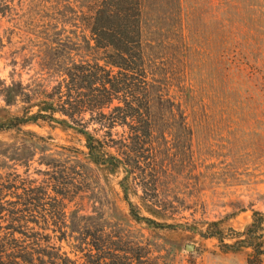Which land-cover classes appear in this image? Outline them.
<instances>
[{"label":"rangeland","instance_id":"374dc122","mask_svg":"<svg viewBox=\"0 0 264 264\" xmlns=\"http://www.w3.org/2000/svg\"><path fill=\"white\" fill-rule=\"evenodd\" d=\"M94 2L0 0V108L4 87L20 83L34 98L52 92L71 62L104 56L83 26ZM140 37L147 77L171 102L156 104L151 171L143 177L144 199L155 202L161 216L155 220L166 225L133 220L119 185L123 174L88 167L75 151H85L83 138L47 124L24 129L43 140L0 134V152L23 158L0 155V175L10 174L18 186L23 181L32 196L47 188L42 209L22 225L38 232L42 249L56 248L76 264L84 262L79 250L91 246L114 255L100 264H247L250 249L223 252L199 232L215 223L230 243L253 212L264 215V59L250 52V0H142ZM83 118L89 122L90 115ZM100 128L89 124L99 136ZM111 132L118 140L129 131ZM141 182L130 178L129 200L153 218L142 208ZM9 224L1 215L2 236Z\"/></svg>","mask_w":264,"mask_h":264},{"label":"trees","instance_id":"16d2710c","mask_svg":"<svg viewBox=\"0 0 264 264\" xmlns=\"http://www.w3.org/2000/svg\"><path fill=\"white\" fill-rule=\"evenodd\" d=\"M141 15L142 0H95L83 26L90 34L92 49L102 51L104 56L99 60L71 62L63 69L62 79L52 92L44 90L34 98L24 93L20 83L4 87L5 107L0 108V134L14 132L43 140L34 132L24 129L47 124L73 130L84 140L85 151H75L82 156L85 165L109 174H123L119 185L130 217L149 227L161 228L166 224L155 220L161 217L155 202L144 199L148 189L143 177H147L151 171L146 163L148 155L152 153L150 138L154 132L156 104L171 102L156 94L154 81L148 79L144 69L140 41ZM250 52L264 59V0H250ZM20 103L22 106L15 111L9 110ZM85 114L90 115L89 122L84 120ZM89 124L99 125L100 130L105 129L104 133L99 136L95 129L89 130ZM115 127H126L129 132L114 140L111 131ZM8 152L6 148L1 150L0 155L8 161L23 160L14 156L16 153L7 156ZM138 172L141 176L137 177ZM9 175H0V216H8L10 222L7 228L10 233L0 234V264H76L56 248H51L54 252L42 249L38 243V232H29L22 225L28 222V214L42 209L41 202L47 198V188L32 196L23 181L19 182V186L15 180L14 184L10 183ZM130 178L142 180L140 187L144 195L140 197L141 205L144 212L154 219L141 216L139 208L129 200ZM18 189L21 190L20 194H17ZM11 196L15 200H6ZM62 203L58 206L64 219L65 206ZM263 231L264 215L255 211L242 232L227 238L230 243L224 242L225 236L215 223L210 224L205 232H199V235L216 239L223 252L250 249L247 264H262ZM14 234L21 235L28 243L20 244ZM79 252L84 261L82 264H100L102 260L104 262L106 258L114 257L101 246H91Z\"/></svg>","mask_w":264,"mask_h":264},{"label":"water","instance_id":"95a60500","mask_svg":"<svg viewBox=\"0 0 264 264\" xmlns=\"http://www.w3.org/2000/svg\"><path fill=\"white\" fill-rule=\"evenodd\" d=\"M186 250L191 251V250H193V247L188 245V246H186Z\"/></svg>","mask_w":264,"mask_h":264}]
</instances>
